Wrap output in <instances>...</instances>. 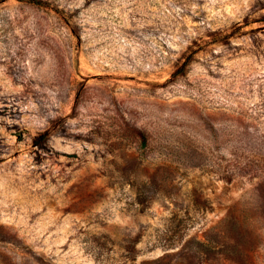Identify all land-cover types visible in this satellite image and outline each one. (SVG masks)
Wrapping results in <instances>:
<instances>
[{
    "label": "rangeland",
    "instance_id": "obj_1",
    "mask_svg": "<svg viewBox=\"0 0 264 264\" xmlns=\"http://www.w3.org/2000/svg\"><path fill=\"white\" fill-rule=\"evenodd\" d=\"M0 264H264V0H0Z\"/></svg>",
    "mask_w": 264,
    "mask_h": 264
},
{
    "label": "trees",
    "instance_id": "obj_2",
    "mask_svg": "<svg viewBox=\"0 0 264 264\" xmlns=\"http://www.w3.org/2000/svg\"><path fill=\"white\" fill-rule=\"evenodd\" d=\"M24 1L32 2V3H40L41 0H24ZM183 69H184V67L181 66L180 68H178V71L182 72ZM47 135H48V134H47V132L45 131V132H43V133H41V134H39V135H37V136H34L32 141H33V143H34L35 145H41L42 142L44 141V139L47 138Z\"/></svg>",
    "mask_w": 264,
    "mask_h": 264
}]
</instances>
